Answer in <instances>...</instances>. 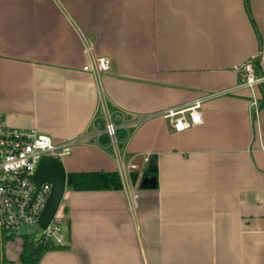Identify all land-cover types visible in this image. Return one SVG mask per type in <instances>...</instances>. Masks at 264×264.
I'll use <instances>...</instances> for the list:
<instances>
[{"label": "crops", "instance_id": "obj_1", "mask_svg": "<svg viewBox=\"0 0 264 264\" xmlns=\"http://www.w3.org/2000/svg\"><path fill=\"white\" fill-rule=\"evenodd\" d=\"M248 5L0 0L6 122L71 141L66 173L116 170L123 184L66 185L67 243L39 264H264V80L244 85L236 68L254 57L264 76V0ZM92 56L108 70H85ZM198 98L202 122L176 132L163 112ZM153 156L156 186L140 187ZM21 246L4 244L6 264H23Z\"/></svg>", "mask_w": 264, "mask_h": 264}, {"label": "built area", "instance_id": "obj_2", "mask_svg": "<svg viewBox=\"0 0 264 264\" xmlns=\"http://www.w3.org/2000/svg\"><path fill=\"white\" fill-rule=\"evenodd\" d=\"M86 51L89 53V46H86ZM253 59L248 58L236 66L244 72L243 84L250 87L264 80L263 74H256ZM83 68L98 75L108 70L109 60L105 56H92ZM163 116L170 118L176 132L194 127L202 122L201 99L180 108H168ZM117 129L118 126L108 117L103 132L114 140ZM70 144L71 141L56 144L50 135L35 128L10 126L0 112V228L15 231L34 241L49 240L59 245L67 243L65 221L57 211L45 228L38 225L51 184L45 181L37 185L33 176L43 156L61 159L70 153ZM129 166L135 167L134 164ZM31 224L40 228L38 235L34 232L22 233L21 227Z\"/></svg>", "mask_w": 264, "mask_h": 264}, {"label": "trees", "instance_id": "obj_3", "mask_svg": "<svg viewBox=\"0 0 264 264\" xmlns=\"http://www.w3.org/2000/svg\"><path fill=\"white\" fill-rule=\"evenodd\" d=\"M245 2H246V10L248 14H250L248 0H245ZM251 20L254 24L252 17ZM253 65L256 74L258 75L262 74L259 69L258 60L255 61L253 59ZM257 107L258 108L264 107L263 100L258 102ZM118 130H117V136H118ZM124 135L125 134L123 135L120 134L121 137H124ZM108 140H109L108 137H106L105 135L100 137V141L102 142H108ZM146 175L154 176L156 178L155 156L150 157L148 160L146 169L143 172V177ZM136 177H137V172L135 171L131 172L132 181H135ZM66 185L67 187L73 190L121 189L123 187L120 174L116 170L71 171L67 173ZM6 239H12V236L6 235L5 230L0 228V264H6L7 262V259L4 255V244ZM29 243L31 244V247L27 245ZM62 246L65 245L54 244L49 240L34 241L31 238L29 239L25 238L23 240L22 249L19 253V260L23 264H39V260L45 251L49 249L59 248Z\"/></svg>", "mask_w": 264, "mask_h": 264}, {"label": "water", "instance_id": "obj_4", "mask_svg": "<svg viewBox=\"0 0 264 264\" xmlns=\"http://www.w3.org/2000/svg\"><path fill=\"white\" fill-rule=\"evenodd\" d=\"M33 179L37 185L45 181L51 184L49 195L38 218V225L45 228L60 205L66 187L67 173L60 159L54 156H43L37 164ZM155 185L154 176L146 175L140 182V187ZM27 245L31 247L30 243Z\"/></svg>", "mask_w": 264, "mask_h": 264}, {"label": "rangeland", "instance_id": "obj_5", "mask_svg": "<svg viewBox=\"0 0 264 264\" xmlns=\"http://www.w3.org/2000/svg\"><path fill=\"white\" fill-rule=\"evenodd\" d=\"M57 214L62 216V218H64V221H65V213L63 212L61 205H59V207L57 209ZM65 223H66V221H65ZM21 231L23 234L27 233V232H34V234L38 235V233L40 232V228L37 225L31 224V225H26V226L21 227ZM5 234L12 236V239H6L5 243L8 241L17 242V240H20V241H22V244H23V240L25 238L29 239V237H24V236H22V234L18 235L17 232H15V231L6 230ZM21 248H22V246H21Z\"/></svg>", "mask_w": 264, "mask_h": 264}]
</instances>
